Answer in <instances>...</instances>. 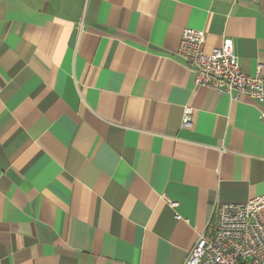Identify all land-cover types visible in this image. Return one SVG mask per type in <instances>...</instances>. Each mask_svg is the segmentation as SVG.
Masks as SVG:
<instances>
[{
    "label": "crops",
    "instance_id": "obj_1",
    "mask_svg": "<svg viewBox=\"0 0 264 264\" xmlns=\"http://www.w3.org/2000/svg\"><path fill=\"white\" fill-rule=\"evenodd\" d=\"M185 28L264 73L244 0H0V264H185L264 194V101L196 84Z\"/></svg>",
    "mask_w": 264,
    "mask_h": 264
},
{
    "label": "built area",
    "instance_id": "obj_2",
    "mask_svg": "<svg viewBox=\"0 0 264 264\" xmlns=\"http://www.w3.org/2000/svg\"><path fill=\"white\" fill-rule=\"evenodd\" d=\"M244 1L264 6V0ZM205 42L203 31L185 28L177 49V56L194 72L195 83L219 93L246 94L264 101L261 67L255 75L246 73L231 37L209 53L204 50ZM193 112V107H185L183 126L191 125ZM214 216L212 233H201L185 264H264V194L243 203H221Z\"/></svg>",
    "mask_w": 264,
    "mask_h": 264
}]
</instances>
